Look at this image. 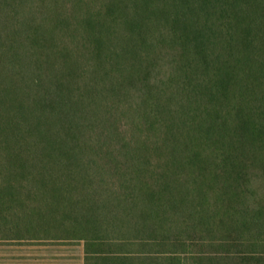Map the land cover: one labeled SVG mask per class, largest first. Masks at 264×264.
I'll return each mask as SVG.
<instances>
[{"label": "trees", "instance_id": "obj_1", "mask_svg": "<svg viewBox=\"0 0 264 264\" xmlns=\"http://www.w3.org/2000/svg\"><path fill=\"white\" fill-rule=\"evenodd\" d=\"M84 264H264V0H0V245Z\"/></svg>", "mask_w": 264, "mask_h": 264}, {"label": "rangeland", "instance_id": "obj_2", "mask_svg": "<svg viewBox=\"0 0 264 264\" xmlns=\"http://www.w3.org/2000/svg\"><path fill=\"white\" fill-rule=\"evenodd\" d=\"M0 264H84L78 243L15 242L0 245Z\"/></svg>", "mask_w": 264, "mask_h": 264}]
</instances>
